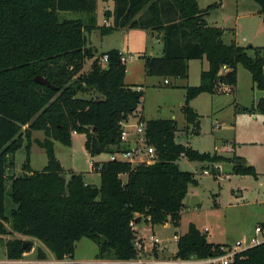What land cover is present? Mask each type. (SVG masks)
<instances>
[{
  "label": "trees",
  "instance_id": "1",
  "mask_svg": "<svg viewBox=\"0 0 264 264\" xmlns=\"http://www.w3.org/2000/svg\"><path fill=\"white\" fill-rule=\"evenodd\" d=\"M112 1V23L95 26L81 19H60L59 12L93 14L96 0H0V235L19 233L37 239L57 259L72 257L76 241L87 237L97 246L96 258L134 264L127 261L138 257L136 217L150 226L167 221L180 225L185 194L197 184L193 172L179 168L180 157L199 162L228 160L238 175L256 177V172L241 157L199 152L176 142L173 119H145L138 112L143 90L124 83L125 65L119 51L101 53L97 58L108 54L106 64L94 60L82 72L86 59L94 56L85 31L99 28L106 35L122 28H144L162 33V55L144 56L145 73L150 76L186 78L187 61L205 55L209 67L201 72L199 85L185 87L181 106L187 125L196 132L199 115L190 100L201 92H220L222 85L233 92L238 64L249 71L256 88L264 89V46L225 44L223 29L208 26L204 17L216 3L200 9L197 0ZM254 1L264 15V0ZM223 65L228 70L220 72ZM37 75L51 87L36 82ZM90 89L100 96H78ZM241 109L264 115V96ZM132 115L145 123L155 162L103 161L97 172L99 186L85 183L80 173L70 172L65 178L52 139L69 146L70 132L75 130L85 135L84 148L90 156L117 152L126 148L119 136L122 122ZM24 125L27 138L35 130L46 134L39 145L45 149L47 163L33 171L26 156L23 172L6 178L13 163L9 157L22 145L19 132ZM97 163H92L93 170ZM211 173L217 175L214 170ZM221 245L225 244L208 242L190 224L177 237L173 256L205 258L220 254ZM31 247V240L14 237L5 243V255L19 259ZM38 256L45 255L38 250ZM232 264H264V241L237 253Z\"/></svg>",
  "mask_w": 264,
  "mask_h": 264
},
{
  "label": "rangeland",
  "instance_id": "2",
  "mask_svg": "<svg viewBox=\"0 0 264 264\" xmlns=\"http://www.w3.org/2000/svg\"><path fill=\"white\" fill-rule=\"evenodd\" d=\"M109 0H96V10L93 14L82 11H60V19H81L85 23L102 26L104 19L111 14ZM198 0L199 6L205 8L212 3L217 6L209 10L210 22L221 21L225 23L234 20L237 10L249 12L248 16L238 20L237 30L239 38H248L244 44L264 46V15L258 12L259 6L254 0ZM109 8V9H108ZM241 10H240V9ZM234 22V21H233ZM220 23V24H221ZM230 23V22H229ZM234 27V23L232 25ZM87 45L93 50L94 56L86 59L82 72H87L94 60L105 65L97 58L101 53L111 49H118L124 56L131 55L126 60L127 68H131L129 80L141 84L143 99L138 109H143L148 118H171L175 114L176 133L175 141L189 145L200 152H212L223 157H241L245 164L253 166L256 177L253 175H238L232 172L233 163L228 160L216 162H199L180 157L177 164L181 170L195 173L196 185H190L183 199V211L181 213L179 227H174L170 222L156 224L152 227L140 220V229L133 223L135 237H143L145 248L150 246L149 235L157 237L159 250H165V255L175 254V232L184 234L190 224L201 231L206 228L205 238L215 244H234L235 241L249 237L254 232V227L264 222V115L258 112L244 111L242 107H251L259 97L264 96V89L254 86L250 73L243 66L238 65V77L236 88L231 93H219L214 96L213 107L209 108L208 100L200 96L196 102L199 110V129L196 132L191 125H187L179 101L183 99V92L176 90L172 78L169 76H145L140 71V60L136 58L143 52H149L154 43H147L145 30L140 28H123L103 35L99 28L85 31ZM241 42V41H240ZM259 42V43H258ZM170 80L169 84H163V79ZM84 98L100 96L95 90L90 89L86 93H79ZM132 125L134 120L130 122ZM26 125L19 132L22 140L21 147L9 160L13 163L6 170V178L12 175H20L26 156L29 158V166L33 171H39L47 163L45 149L39 145L46 134L43 131H31L29 138L24 134ZM73 135L71 146H66L60 141L52 139L54 153L64 169L67 179L70 171L81 173L88 181L97 183L98 175L88 173L91 170L89 155L84 148V134ZM226 142L232 145L231 150L226 147ZM215 146L219 151L214 152ZM233 148V149H232ZM101 157H106L103 154ZM219 164V167L215 165ZM206 169L207 172L203 173ZM211 170L217 172L213 175ZM221 178H220V177ZM87 184H92L85 182ZM7 187L9 181L6 182ZM9 207V199L6 200ZM9 227V226H7ZM136 227V228H135ZM15 233L0 236V260H5V243L15 237ZM32 249V247H31ZM37 251V249H36ZM158 251V250H157ZM97 252L96 244L87 237H82L75 244L76 262L95 261ZM153 251L151 252V254ZM149 255V254H148ZM143 254L141 258H146ZM54 259L53 257H49ZM2 264V263H0ZM48 264V263H43ZM107 264H122L121 262H109Z\"/></svg>",
  "mask_w": 264,
  "mask_h": 264
},
{
  "label": "crops",
  "instance_id": "3",
  "mask_svg": "<svg viewBox=\"0 0 264 264\" xmlns=\"http://www.w3.org/2000/svg\"><path fill=\"white\" fill-rule=\"evenodd\" d=\"M108 3L109 6H110V9L111 12L113 10V6H114V3L112 0H109ZM237 2H246V1H243V0H237ZM221 0H219V6L216 7V8H221ZM197 4H198V7L200 9H203L199 6V3H198V0H197ZM240 9V8H239ZM241 10V9H240ZM243 11V13H240L239 14V11L237 10L236 14L234 16L231 15V19L234 18V20L229 21L227 22V24H222V23H225L227 20H224L225 18L222 17L221 21H223L222 23L221 22H217V21H214V22H210L208 20V16L205 17V21H206V24L208 26H212V27H218V28H221L223 29V33L221 35V39L222 41L225 43V44H230V43H236L237 45H240V46H246V44H244L243 42H246L248 41V38H246L245 36H242L241 40L239 38V33L238 32V28H237V25H238V20H240L241 18H245V16H248L249 15V12H247L246 10H241ZM209 15V14H208ZM113 17L111 15H108V18L107 19H104V24L107 26V25H110L112 23V19ZM234 21V22H233ZM221 23V24H220ZM234 23V27L232 26ZM123 29V28H122ZM140 29H143L145 30V37H146V41L147 43H154V45H152V47L150 48L149 52L145 51L143 52V54H140L139 56H137L136 58H138V60H140V71H141V74L143 72V74L145 76H147V74L145 73V69H144V56H159V55H162L163 53V42H162V33H159L158 31L156 30H152V29H144V28H140ZM241 41V42H240ZM259 43V42H258ZM251 44V43H250ZM252 45V44H251ZM91 47V46H90ZM117 51H119L118 49H115ZM120 52V51H119ZM121 53V52H120ZM122 54V53H121ZM126 57V60H127V57L128 59H131V55L130 54H127ZM126 60L124 62V65H125V76H124V83L126 85H134V86H137V87H140L142 90V86L141 84L139 83H136V82H133L131 81V79L129 80L128 76H129V73L131 72V68H127V65H126ZM85 65V63H84ZM240 65V64H238ZM242 66V65H241ZM209 67V63L205 57V55H203L202 57L200 58H194V59H189L187 61V77L186 78H180V77H173V76H169L172 78V83H174V87L176 88V90L178 91H182L183 92V99L181 98V100L179 101L180 105L182 106L183 102H184V99H185V87L186 86H197L200 84V74L202 71H205L207 70ZM238 67V66H237ZM85 70V68L83 69ZM251 76V75H250ZM237 77H238V68H236V83H237ZM166 79V78H164ZM164 79H163V84H169L170 83V80H168L166 83L164 82ZM236 88V84L234 86V90ZM219 93H231L230 90H226V91H223L221 90L220 92H216V93H209V92H201L200 94H198L196 97H194L193 99L190 100L189 104L190 106L196 111L197 114H199V110H198V106L196 104L198 98L200 96H207V97H204L208 100V105H209V108H212L213 107V98L214 96H216V94H219ZM262 97V96H261ZM260 98V97H259ZM258 98V99H259ZM143 99V97H142ZM257 99V100H258ZM257 102V101H256ZM256 102H254L253 104H255ZM252 104V105H253ZM251 105V106H252ZM138 112L145 118V119H161V118H148L145 113H144V110L142 109H138ZM171 118H168V119H173L175 118V114H171L170 116ZM134 120L136 122L137 120V117L136 116H130L128 118V121H127V124H131L130 122ZM175 120V119H173ZM264 122V120H263ZM131 129V127H129ZM35 131H41V130H35ZM80 133H74V135H78ZM73 135L71 136V144L69 146L72 145V141H73ZM84 141H85V135H84ZM226 147L228 149L231 150V147L232 145L230 143H227L226 142ZM219 147L215 146V150L214 152H218L219 151ZM233 149V148H232ZM87 152V151H86ZM200 152V151H199ZM212 153V152H211ZM88 154V153H87ZM103 154H105L106 157H101ZM89 155V154H88ZM89 158H90V163H91V170L88 171V173H96L98 175V182L97 183H94V182H91V181H88L84 175L83 176V179L85 182H88V183H92L96 186H99V183H100V177H99V174L92 169V163L93 162H103V161H106L107 160V154L106 153H102V154H99V155H95V156H90L89 155ZM46 165V164H45ZM44 165V166H45ZM43 166V167H44ZM216 167H219V164H216L215 165ZM42 167V168H43ZM63 168V167H62ZM204 171H207L206 169L203 170V173H206ZM70 172H74V173H77L73 170H71ZM81 174V173H80ZM194 176H195V173H194ZM220 177V176H219ZM121 178L123 180L126 179V175H121ZM196 178V177H195ZM221 178V177H220ZM197 179V178H196ZM189 188V187H188ZM183 211V210H182ZM182 213V212H181ZM168 222V221H167ZM165 222V223H167ZM140 223L141 222H138L136 223V226L139 227L140 229ZM146 223V222H145ZM264 222H261L260 224H263ZM147 224V223H146ZM152 227V226H151ZM136 228V227H135ZM201 231V230H200ZM204 232L206 231V228H204L203 230ZM203 231H201L203 233ZM10 235V234H8ZM15 237H18V238H21L23 240H31L32 241V249H30L29 251H26L23 253L22 257L20 259H38V260H43V261H49V260H53L51 258H49L50 256L53 257L54 259H56L54 257V255L48 250V248L43 244L41 243L39 240L37 239H34V238H31V237H28V236H24V235H21L19 233H15ZM179 235H182L181 233H177L175 232V239H176V242H177V237ZM2 236V235H0ZM138 239L141 240V243L143 245V254H146V258H142L144 260H147V259H152V258H168V257H172L174 254H171V255H165V250H159L157 247L155 248V250L153 251V253L151 254V244L148 248H145V241L143 240V237L141 236H138ZM79 241V240H78ZM76 241V243L78 242ZM75 243V244H76ZM37 249V251H36ZM38 250H41L43 252V254L45 255L43 258H40L38 256ZM158 250V251H157ZM75 251V249H74ZM97 253V252H96ZM149 254V255H148ZM96 256V254H95ZM68 258L73 261L74 263H77V264H82V262H76L77 260L75 259V255L73 253V256L72 257H69ZM18 259L14 260V259H8L6 257L5 260H0V263L2 264H22V263H18V262H15L17 261ZM95 260H105V261H109V262H119L117 260H111V259H98V258H95Z\"/></svg>",
  "mask_w": 264,
  "mask_h": 264
},
{
  "label": "built area",
  "instance_id": "4",
  "mask_svg": "<svg viewBox=\"0 0 264 264\" xmlns=\"http://www.w3.org/2000/svg\"><path fill=\"white\" fill-rule=\"evenodd\" d=\"M120 54V61L124 64L126 57ZM108 54H104L100 57L101 62H107ZM228 70L226 65H223L220 69V72ZM168 80L164 79L166 83ZM221 90L226 91L230 90V87L227 85H222ZM131 127V129L129 128ZM72 133H77L75 130ZM121 144L125 145L126 148L117 152H112L107 154V160L110 161H128L132 164L138 162H144L146 164H151L156 160V154L154 147L147 143V138L145 134V123L143 121H138L132 125L127 124V122H122V131L119 136ZM102 162H98L95 167V171L98 172L101 170ZM207 172V171H204ZM149 240L151 243L150 251H154L156 245L159 244L157 237H154L153 234L149 235ZM264 241V223L258 224L254 227V232L249 237H244L240 240L235 241L234 244H225L219 247L220 254L210 255L205 258H198L196 256H190L188 258H179V257H168V258H152L144 260L141 258L143 253V245L140 239L134 241V247L137 250V259L132 261H127L129 263H151V264H232L234 257L237 253L246 250L249 247H252L260 242ZM16 260V259H14ZM18 263L22 264H77L71 261L67 255L63 256L60 259H53L49 261H43L38 259H18ZM109 261L105 260H95V261H85L82 264H107Z\"/></svg>",
  "mask_w": 264,
  "mask_h": 264
},
{
  "label": "water",
  "instance_id": "5",
  "mask_svg": "<svg viewBox=\"0 0 264 264\" xmlns=\"http://www.w3.org/2000/svg\"><path fill=\"white\" fill-rule=\"evenodd\" d=\"M34 80L36 82L40 83V84L47 85V86H50L51 87L50 82L45 77H43L41 75L35 76L34 77ZM140 220H141V217L138 216V217L135 218L134 222L138 223V222H140ZM23 246H26V242L23 244Z\"/></svg>",
  "mask_w": 264,
  "mask_h": 264
}]
</instances>
